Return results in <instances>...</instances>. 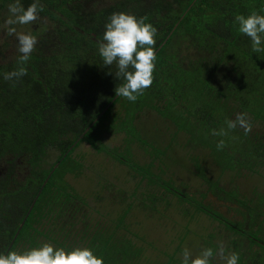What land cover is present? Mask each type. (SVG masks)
<instances>
[{
  "label": "rangeland",
  "instance_id": "374dc122",
  "mask_svg": "<svg viewBox=\"0 0 264 264\" xmlns=\"http://www.w3.org/2000/svg\"><path fill=\"white\" fill-rule=\"evenodd\" d=\"M3 1L0 68L5 67L6 73L17 67L19 54L16 37L7 35L5 24L14 0ZM116 1H128L127 10L134 5L132 0H91L85 8ZM49 2L56 11L69 5V0ZM200 4L192 0L174 9L172 28L163 38L160 32L156 35V54L167 49L177 29L192 43L174 40L177 57L189 65L209 50L213 60L193 65L192 70L176 66L172 87H157L154 79L135 103L118 97L114 89H94L89 98L95 94L104 106L81 134L49 136L36 157L16 161L22 188L0 190V253L47 242L66 250L91 248L104 264H181L184 248L195 256L222 244L226 252L239 254V264H264V110L262 114L256 110L263 104L250 100L247 106L230 97L245 84L255 53L247 36L234 30L231 36L226 34L229 21L218 18L221 6ZM262 10L264 0H257L255 11L264 15ZM50 14L66 20L47 12L34 25L16 26L18 32L37 37L29 61L45 42L43 55L50 67L60 71L66 91L92 86L101 61L96 55L100 41H95V52L83 44L90 38L82 33L77 44L60 43L54 33L62 24ZM185 19L194 28L192 33L176 28ZM51 33L53 39L48 37ZM225 58L229 60L224 64ZM222 65L231 70L221 73ZM176 82L180 89L176 90ZM187 82L190 85L182 90ZM20 83L14 86L0 78V104L6 103L9 110L4 111L5 120L12 121L26 105L27 87ZM259 88L264 92V85ZM22 102L25 105L16 109ZM238 113L251 121L249 134L237 127L224 137L212 135ZM221 139L226 146L218 151ZM57 141L72 144L60 153ZM8 157L0 159V174L12 159ZM40 176L44 180L30 199L25 184L38 182ZM212 264L224 261L214 256Z\"/></svg>",
  "mask_w": 264,
  "mask_h": 264
},
{
  "label": "trees",
  "instance_id": "16d2710c",
  "mask_svg": "<svg viewBox=\"0 0 264 264\" xmlns=\"http://www.w3.org/2000/svg\"><path fill=\"white\" fill-rule=\"evenodd\" d=\"M89 1L91 0H69L67 8L56 11V8L50 4L49 0H40L44 10L39 15H46L47 12H53L56 15L61 14V16L65 17V21H62L58 16H53V14L48 15L49 18L55 19L56 22L58 21L62 24L61 30L59 31L57 28L54 33L58 35L60 43L70 46L77 44V42H80L78 37L80 33H82L90 38L86 40V42L84 41L83 44L86 43V48L95 52V49H97L95 41L102 40L105 24L108 22V18L112 13L125 12L133 14L138 18L146 17L145 22L151 23L157 29V33H162L163 38L167 35L175 22L174 9L183 7L185 3H191L192 0H147L144 3L142 2L145 0H132L134 5L128 10V1H116L106 7L86 9L85 5ZM198 1L201 3L200 5H210L211 3L218 8L221 6L224 11L222 10V14L218 18H225V20L229 21L226 34L228 32L230 36L231 30H234V34H237L238 31L237 26L233 24L235 15L242 14L247 16L256 9L257 5V0ZM3 2L2 5H4ZM32 2L33 0H21V4L25 8ZM187 21L186 19L183 20V23L177 25L176 28L182 27L185 28L182 31L186 34L187 32L192 33L194 28L191 26L190 21ZM38 32L39 29H36L34 34ZM175 33L176 35L173 40L170 41L171 43L169 42L170 45L167 46V49L165 51L163 50L162 53L156 54L157 61L154 79L155 83H157V87L162 85H164L162 87H172L173 76L175 75V70L178 69L176 66L182 69L186 66V69L192 70L191 68L193 65H201L199 63L205 65L208 58L213 60L212 57H209V53H206L209 51L207 50L202 52L200 60L195 57L193 60L196 62L192 61L188 65L189 62L187 60L176 56L172 42L176 40L178 44L181 41L188 44L192 43L186 42L180 33L177 34V29ZM48 37H51V39L54 38L52 33ZM207 41L210 42L211 39L207 37ZM214 48L217 47H213L212 49ZM46 50L47 46L45 42H42L39 55L35 58L33 57V61L31 59V62L29 61L27 62L28 64L25 65L27 68V75L22 78L20 84L27 87V96L25 97L27 102L25 101L26 105L22 102L23 104H18V107H15L18 109L25 105L18 110L16 117L12 119V121L5 120L4 111H9L7 109V104H0V159L5 156L6 158L7 156H10L8 158L12 157L10 161H7L8 163L6 164L4 172L0 174V190L14 191L21 189L22 185L19 184L16 172V161L24 157H36L40 152L43 142L49 136H56L61 132H69L74 135L81 134L104 106V102L102 103L98 100L95 94H93V98H89L90 93L98 88L110 91L118 86L114 85L115 81H117L118 84L121 82L115 76H112L116 71L115 65L111 67L104 66L102 58L97 51L96 55L99 56L101 61L96 67V71L94 70L95 77L92 86L85 87L81 85L76 89L66 91L60 71L50 67L43 55L46 54ZM189 57L192 59L193 56ZM253 58L251 68L253 64L255 67L253 69L250 68L248 78L244 79L245 84H243L241 88L237 87V89L233 90L230 97L237 100V103H244L247 106L250 100L257 101L259 105H261L262 102L263 106L256 108V110L262 114L264 110V92L259 87L264 85V53H255ZM225 59L223 62L224 64L229 60L227 58ZM222 66L224 67V65ZM260 66H262V68H260ZM3 69L6 70V68H0L1 79H3L1 76L4 74ZM203 70L205 72V66ZM222 70L230 71L231 67L229 66L228 69L224 67L221 69V73ZM218 74L219 72L216 73V75ZM225 84L228 85L230 82L226 79ZM174 85L176 90L178 86L179 89L181 88V83L176 82ZM187 85L190 84L187 82L182 90H184ZM176 97L177 99L180 98L178 95ZM243 108L244 105L242 106V109ZM73 117L74 121L71 122ZM71 144L72 143L67 141H57L56 147L60 153H65ZM43 180L44 177L40 176V182L38 181L34 184L28 182L25 184L24 191L28 194L30 199L36 194L37 189L35 190V188L39 187ZM29 220L31 221V219ZM25 232L28 234L27 229H25Z\"/></svg>",
  "mask_w": 264,
  "mask_h": 264
},
{
  "label": "clouds",
  "instance_id": "9594fccd",
  "mask_svg": "<svg viewBox=\"0 0 264 264\" xmlns=\"http://www.w3.org/2000/svg\"><path fill=\"white\" fill-rule=\"evenodd\" d=\"M43 10L40 0H33L27 8L21 4V0H14L8 5L9 17L5 21L7 35L16 37L19 55L17 67L4 73L3 79L14 82V86L15 83L22 82V78L27 75L25 65L37 44L35 35L30 32H18L16 26L36 24ZM145 21L146 17L138 18L130 13H112L105 24L102 40L98 42V54L103 65H115L114 75L121 81L114 89L115 94L132 103H135L154 82L157 29ZM233 24L237 26L239 33L250 39L253 53H264V15L255 10L247 16L237 14ZM225 125L226 127L219 130H213L212 135L224 137L237 127L242 128L245 135L252 130V123L245 113H238L234 119H227ZM225 146L223 139L216 144L218 151L223 150ZM214 256H218L224 264H239L240 260L237 252H226L221 244L216 250L204 248L195 256L190 249L184 248L181 264H212ZM0 264H104V260L88 247L66 250L46 242L39 247L23 251L0 253Z\"/></svg>",
  "mask_w": 264,
  "mask_h": 264
}]
</instances>
